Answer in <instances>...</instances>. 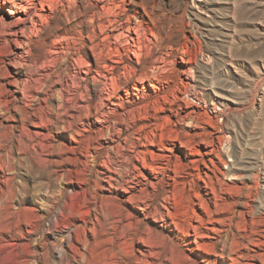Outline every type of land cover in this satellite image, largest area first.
Instances as JSON below:
<instances>
[{
  "label": "bare ground",
  "instance_id": "6f19581e",
  "mask_svg": "<svg viewBox=\"0 0 264 264\" xmlns=\"http://www.w3.org/2000/svg\"><path fill=\"white\" fill-rule=\"evenodd\" d=\"M157 4L0 0V264H172L174 236L191 250L177 264H264V207L250 201L257 188L226 179L235 163L224 156L220 127L200 122L194 63L170 59L172 34L158 22ZM69 60L72 81L62 66ZM97 82L99 99L91 93ZM211 99L218 112L222 100ZM178 143L174 160L167 152ZM102 151L107 158L94 169ZM135 156L147 168L139 206L149 212L146 200L164 191L151 213L172 227L169 235L147 229L139 237L133 221L124 223L133 217L126 196H135L122 172L126 160L138 164ZM26 164L64 183L29 208L17 204L22 189L12 175ZM140 239L151 243L147 252Z\"/></svg>",
  "mask_w": 264,
  "mask_h": 264
},
{
  "label": "rangeland",
  "instance_id": "374dc122",
  "mask_svg": "<svg viewBox=\"0 0 264 264\" xmlns=\"http://www.w3.org/2000/svg\"><path fill=\"white\" fill-rule=\"evenodd\" d=\"M156 1L158 3L157 20L164 26L165 32L172 34L173 51L170 59L180 62L184 56L191 58L190 60L194 63L191 93L194 91L193 94L199 93L201 97H205L201 98L200 122L206 127H213L214 123L220 127L224 156L228 164L235 163L233 170L235 174L229 175L226 179L239 184L242 182L252 184L251 186L256 187L257 190L252 192L250 201L255 202L259 208L264 207V0H195L196 4H193L194 0ZM132 9L135 8L132 7ZM159 52L160 48L155 49L153 55L155 56ZM131 55L133 57V53ZM72 61L69 60L62 65L63 69L65 68L64 76L70 81L76 73L75 62ZM82 73L87 75L85 71ZM91 86L92 95L99 99L103 84L97 82L96 84L91 83ZM215 94L222 100L218 112L211 103V98L216 96ZM52 102H55V99L52 98ZM191 125H195V123L186 124V128L189 129ZM220 142L216 141L215 145L222 147ZM200 143L203 146L199 145V141L194 145L196 144L195 146L203 152L206 147L205 144ZM33 147L34 143L31 142L26 150L30 153L33 151ZM138 147L140 148V146ZM151 147L154 151L156 150L155 152L160 151L157 145ZM180 149L181 144L178 143L174 153L170 151L167 153L172 156L174 154L173 159L175 160L179 157ZM105 152L100 153L94 169L102 167L104 159L107 158V152ZM130 153L132 152L130 151ZM182 158L185 159V156ZM190 158L192 159L193 156ZM133 159L138 164L135 165L126 160L124 162L126 166L123 167L122 172L126 178L125 186L132 190L131 193L135 196L134 200L129 199L130 192L126 196L133 217H128L124 223L133 221V231L136 230L135 228L140 229L139 237L144 235V231L147 229L153 230L156 234L167 235L173 231L172 227L167 228L171 229V232L165 229L161 216L158 215L156 220L154 219L156 216L151 213L153 206L165 202V192L161 191L146 200L151 204L149 212L140 208L139 205L144 206L143 201L147 197L146 191L143 192L142 189L146 188L147 168L137 156ZM113 164H110L111 172L112 168L115 170ZM114 170L112 173H115ZM12 175L16 177V182L20 183L18 185L22 189L17 204L25 208L40 205L41 199L46 193L45 190L55 189L60 184H64L57 180L52 170H48V168L38 170L28 164L18 167V170ZM237 175L241 178H238ZM71 185L79 188L76 180ZM131 185L137 189L135 187L133 189ZM148 189H152L151 185H148ZM74 191L75 189L69 190L68 193L71 194ZM124 194L122 190L119 195L123 196ZM194 199L196 200V195H194ZM191 203L192 206L196 205L194 201ZM54 219L55 215L51 221ZM51 221L47 223L49 224ZM139 224H141V228L138 226ZM170 240L171 245L173 243L177 249L176 261L181 263L188 261V255H191L189 244H179L175 236L173 240ZM142 241L140 239L138 246L140 245L139 247L147 252L151 243L148 245ZM138 254L142 256L140 251ZM170 256L168 254V257ZM176 261L172 264H177ZM135 264L142 263L135 261Z\"/></svg>",
  "mask_w": 264,
  "mask_h": 264
}]
</instances>
